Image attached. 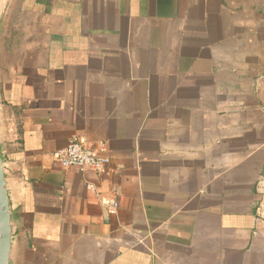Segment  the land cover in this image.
Wrapping results in <instances>:
<instances>
[{"label": "crops", "instance_id": "obj_1", "mask_svg": "<svg viewBox=\"0 0 264 264\" xmlns=\"http://www.w3.org/2000/svg\"><path fill=\"white\" fill-rule=\"evenodd\" d=\"M0 152L8 264H264V0H5Z\"/></svg>", "mask_w": 264, "mask_h": 264}, {"label": "built area", "instance_id": "obj_2", "mask_svg": "<svg viewBox=\"0 0 264 264\" xmlns=\"http://www.w3.org/2000/svg\"><path fill=\"white\" fill-rule=\"evenodd\" d=\"M54 156L63 167H76L79 171L93 169L103 172L109 163V159L98 154L96 150L84 145L83 141L72 139L68 144L54 153ZM88 189H94L92 184H87ZM109 214H114L118 208L117 201H105L103 203Z\"/></svg>", "mask_w": 264, "mask_h": 264}, {"label": "water", "instance_id": "obj_3", "mask_svg": "<svg viewBox=\"0 0 264 264\" xmlns=\"http://www.w3.org/2000/svg\"><path fill=\"white\" fill-rule=\"evenodd\" d=\"M0 0V12L3 2ZM11 212L4 174L2 170V158L0 152V264H8L11 245Z\"/></svg>", "mask_w": 264, "mask_h": 264}]
</instances>
